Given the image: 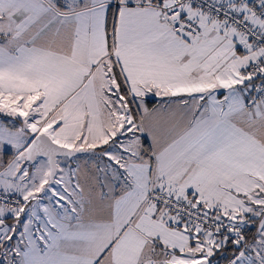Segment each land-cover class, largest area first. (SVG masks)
<instances>
[{
    "label": "snow or ice",
    "instance_id": "snow-or-ice-1",
    "mask_svg": "<svg viewBox=\"0 0 264 264\" xmlns=\"http://www.w3.org/2000/svg\"><path fill=\"white\" fill-rule=\"evenodd\" d=\"M0 264H264V0H0Z\"/></svg>",
    "mask_w": 264,
    "mask_h": 264
}]
</instances>
